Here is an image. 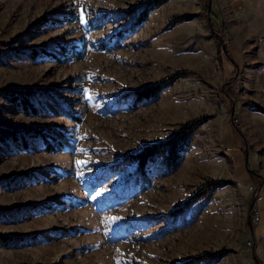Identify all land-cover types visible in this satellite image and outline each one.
<instances>
[{"label": "rangeland", "instance_id": "rangeland-1", "mask_svg": "<svg viewBox=\"0 0 264 264\" xmlns=\"http://www.w3.org/2000/svg\"><path fill=\"white\" fill-rule=\"evenodd\" d=\"M146 1L0 0V89L32 88L36 109L0 95V124L56 146L0 140V234L16 236L0 264L261 262L244 234L264 174V0H167L143 22ZM202 114L175 170L152 165L146 186L117 171ZM257 206L263 224L264 192Z\"/></svg>", "mask_w": 264, "mask_h": 264}, {"label": "trees", "instance_id": "trees-1", "mask_svg": "<svg viewBox=\"0 0 264 264\" xmlns=\"http://www.w3.org/2000/svg\"><path fill=\"white\" fill-rule=\"evenodd\" d=\"M167 0H147L142 8L139 18L144 22L148 18V15L157 7L165 3ZM215 31V29H214ZM217 41L219 50H221V35L223 34V29H216ZM62 46V44H60ZM30 57L36 58L39 52L36 49L30 51ZM182 71L177 70L174 73L162 78L161 80L147 84L141 88L135 90L138 97H151L157 96L167 87L172 85L174 81L181 77ZM34 90L32 88H1L0 95L6 96L14 101L16 104L23 106L27 112H36L31 104L30 97ZM257 109L261 106L256 104ZM208 114H202L197 118L187 120L181 123V126L171 135L148 142L144 144L137 151H131L126 153L122 157V166L117 171H121L124 167L134 164V168L131 171V179L141 182L144 186L150 183V170L152 165H160L168 171H173L181 164L184 159L185 154L191 148V145L195 139L198 129L202 126L204 122L209 119ZM235 121V118H234ZM27 137H43L42 149L46 151L56 150V146L51 142V134L46 132L42 128L35 129H16L0 124V140L1 141H15L17 146L28 147ZM58 140L57 138H54ZM59 142V140H58ZM60 143V142H59ZM62 143V142H61ZM214 184V183H212ZM212 184L206 187H212ZM211 190V188H209ZM189 199V198H188ZM186 200L188 202L189 200ZM16 236L12 234H0V245H6L15 242ZM226 250H221L217 252L205 251L202 254L191 256L190 258L184 260L181 264H191L201 258L212 259L211 257H220L225 255Z\"/></svg>", "mask_w": 264, "mask_h": 264}, {"label": "crops", "instance_id": "crops-1", "mask_svg": "<svg viewBox=\"0 0 264 264\" xmlns=\"http://www.w3.org/2000/svg\"><path fill=\"white\" fill-rule=\"evenodd\" d=\"M231 115H232L231 120L235 123L233 117L235 115L234 118H236L237 112L234 111V108L231 110ZM226 122L230 123L229 120H226ZM235 124L239 126L238 123H235ZM229 126L232 127L231 124H229ZM263 175H264L263 173L259 172L257 175L258 180L255 182V183H258V186H259L258 190L256 191L257 199H256L255 207L257 208V210H258L257 202L260 198H262V192H264V176ZM259 180L260 182H258ZM244 235L250 237L253 241V244L251 245L252 247L250 248L251 251L253 252V256L256 258V260L259 259L258 262L260 261L263 262L264 261V223L262 224L261 222V215H260L259 223L257 222L253 226H251V224H248V229ZM261 262L259 264H261Z\"/></svg>", "mask_w": 264, "mask_h": 264}, {"label": "built area", "instance_id": "built-area-1", "mask_svg": "<svg viewBox=\"0 0 264 264\" xmlns=\"http://www.w3.org/2000/svg\"><path fill=\"white\" fill-rule=\"evenodd\" d=\"M260 219V213L256 210L253 212V222H258Z\"/></svg>", "mask_w": 264, "mask_h": 264}, {"label": "snow or ice", "instance_id": "snow-or-ice-1", "mask_svg": "<svg viewBox=\"0 0 264 264\" xmlns=\"http://www.w3.org/2000/svg\"><path fill=\"white\" fill-rule=\"evenodd\" d=\"M89 99H91V94H90V92H89Z\"/></svg>", "mask_w": 264, "mask_h": 264}]
</instances>
